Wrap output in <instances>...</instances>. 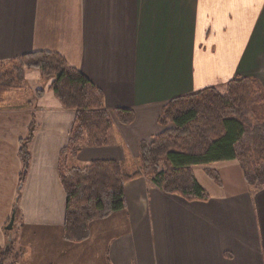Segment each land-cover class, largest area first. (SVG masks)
Segmentation results:
<instances>
[{
	"label": "crops",
	"instance_id": "0c3cea01",
	"mask_svg": "<svg viewBox=\"0 0 264 264\" xmlns=\"http://www.w3.org/2000/svg\"><path fill=\"white\" fill-rule=\"evenodd\" d=\"M34 51L78 69L110 114L106 144L83 140L67 165L114 160L131 174L169 100L242 77L264 88V0H0V61ZM33 75L0 100V249L10 246V263L264 264V187H248L235 160L192 167L206 200L165 193L144 175L128 180L123 209L90 221L86 239L66 240L59 160L75 110L50 81V92L27 88ZM116 109H131L132 120L120 122ZM32 122L19 184L20 140Z\"/></svg>",
	"mask_w": 264,
	"mask_h": 264
},
{
	"label": "trees",
	"instance_id": "16d2710c",
	"mask_svg": "<svg viewBox=\"0 0 264 264\" xmlns=\"http://www.w3.org/2000/svg\"><path fill=\"white\" fill-rule=\"evenodd\" d=\"M31 69L49 77L48 88L60 104L75 110L68 143L61 150L59 160V177L65 194L63 236L66 240L86 239L90 221L123 209L124 183L140 175L150 178L165 193L178 194L186 200H206V192L196 181L192 167L235 160L250 188L264 187V120L251 118L248 107L262 99L253 78L233 79L226 84L224 92L207 87L166 102L158 117L164 128L149 142L139 144V169L126 174L114 160L90 161L83 167L67 165L83 140L89 146L106 144L111 118L104 108L102 92L61 55L34 51L0 61V100L5 93L22 88L24 73ZM37 92L42 94V90ZM113 114L123 123L132 120L131 109H116ZM33 131L32 122L26 137L20 140L19 184L28 166L27 145ZM205 171L215 182H220L216 170ZM10 254V246L0 249V264H5Z\"/></svg>",
	"mask_w": 264,
	"mask_h": 264
},
{
	"label": "rangeland",
	"instance_id": "374dc122",
	"mask_svg": "<svg viewBox=\"0 0 264 264\" xmlns=\"http://www.w3.org/2000/svg\"><path fill=\"white\" fill-rule=\"evenodd\" d=\"M34 74L35 75H33L34 77L32 78L33 80H31L28 83L27 88H29V87L31 88L32 86H34V87H38V88L44 89V91H46V92L49 91V89L46 88L45 86H46V81H50V78L41 75L40 71L37 70V69H34ZM24 77H25V73H24ZM244 78H253V77H244ZM253 79L256 80L255 81V88L258 90V93L261 95L262 99H261L260 102L250 103L248 105V107H249V109L251 111V118L257 119V120H260L261 121V120H264V88H263V86L261 85V83L257 79H255V78H253ZM218 91L224 92L225 89H221V90H218ZM36 96H37V94H36ZM11 251H12V249H11ZM12 253H13V251L11 252V255H12ZM10 258H11L10 256L8 258H6L4 260V263L5 264H11L10 263Z\"/></svg>",
	"mask_w": 264,
	"mask_h": 264
},
{
	"label": "water",
	"instance_id": "95a60500",
	"mask_svg": "<svg viewBox=\"0 0 264 264\" xmlns=\"http://www.w3.org/2000/svg\"><path fill=\"white\" fill-rule=\"evenodd\" d=\"M13 219H14V214H12L10 217L9 223L6 226L7 229H10L12 227Z\"/></svg>",
	"mask_w": 264,
	"mask_h": 264
}]
</instances>
